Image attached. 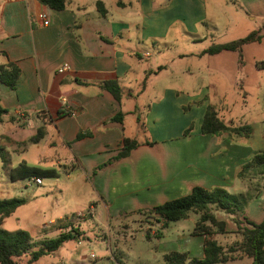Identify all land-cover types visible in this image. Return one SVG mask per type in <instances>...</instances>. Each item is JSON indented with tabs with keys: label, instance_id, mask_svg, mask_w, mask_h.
I'll use <instances>...</instances> for the list:
<instances>
[{
	"label": "crops",
	"instance_id": "0c3cea01",
	"mask_svg": "<svg viewBox=\"0 0 264 264\" xmlns=\"http://www.w3.org/2000/svg\"><path fill=\"white\" fill-rule=\"evenodd\" d=\"M97 1L102 2L104 14L98 11ZM153 3L66 0L64 9L57 11L39 0H0V65L13 62L20 70L15 88L0 82V105L7 110L0 121L4 125L0 136L8 137L13 144L26 145L37 129L43 128L39 141L46 140L49 146L58 141L65 146L67 157L62 163L58 156L56 164L67 174L78 168L88 178L101 206L95 218L101 219L102 212L109 218L119 216L121 211L145 212L201 186L220 187L234 195L248 188L257 190L242 214L258 223L264 219V186L244 184L237 173L259 150L247 146L244 151L236 138L225 133L209 135L200 131L207 104L214 106L226 124L245 125L244 115L240 119L226 115L235 102L232 97L225 99L227 95L217 100L197 92L187 96L189 93L179 87L173 66L186 59L185 73L202 77L216 74L230 95L254 85L252 90L264 96V75L258 73L260 67L264 68V35L258 42L242 45L241 63L237 51L202 53L211 45L233 39L179 53L173 47H164L172 46L171 40L164 39L171 23L168 18L161 20L163 13L153 9ZM212 11L209 19L224 34H231L238 26L247 28L248 34L264 25V0H223L222 10ZM40 13L46 14L47 24L39 19ZM193 27L191 40L205 42L204 33ZM164 48L167 50L163 54ZM62 63L70 69L59 73L56 69ZM168 71L169 75L164 74ZM110 80L121 88L119 102L101 87ZM152 85L161 95L150 102L144 116V126L150 125L154 132L148 139L150 144L143 142L147 139L139 140L134 130L133 138L140 143L130 154L93 173L95 166L120 150L124 137L132 138L125 133V119L132 112L127 98L140 97ZM70 110H75V115H70ZM119 112L121 121L112 120ZM259 116L264 123V113ZM235 118L238 123L233 121ZM79 133L86 135L76 139ZM95 208L92 201L87 206L90 212Z\"/></svg>",
	"mask_w": 264,
	"mask_h": 264
},
{
	"label": "rangeland",
	"instance_id": "374dc122",
	"mask_svg": "<svg viewBox=\"0 0 264 264\" xmlns=\"http://www.w3.org/2000/svg\"><path fill=\"white\" fill-rule=\"evenodd\" d=\"M222 7L223 0H154L152 8L163 13L161 20L168 18L171 23L170 30L164 39L171 40L172 46H163L173 47V50L179 53H189L201 45L225 41V39L235 40L236 37L246 34L247 28L240 26L234 29L231 34H224L220 28L214 27V23L209 19L210 12L218 9L221 11ZM239 9L243 11L242 8ZM146 20H150L148 16ZM193 24L198 32L204 33L205 42L202 40L203 42L198 43L191 40L193 33L190 30L194 29ZM166 50L164 48L162 53L164 54ZM154 54H158L156 49ZM187 61L186 59L178 60L173 66L177 70L176 75L180 89L187 91L189 93L187 96L195 95L197 92L204 98L214 100L223 95H227L225 99L232 97L235 102L231 105L227 104L228 107L230 105L228 108L230 114L226 113V115L238 117L237 119L244 115L243 121L250 128L249 135L238 136L237 142L243 145L244 151L247 146L255 150L262 149L264 146V123L258 119L261 118L259 114L264 113L263 94L252 90L254 85H250V89L243 87L242 91L230 95L226 93V85L216 74L202 77V75L185 73ZM247 68L251 67L247 66ZM259 69L258 73L263 76L264 68L260 67ZM164 74L169 75L170 72ZM156 89L155 86L148 87L147 92L141 93L140 97L127 98L132 112L125 119V133L132 138L134 130L137 131L135 136L139 140H148L154 133L150 125L144 126V116L150 102L161 95L155 93ZM124 98L126 97L124 96ZM220 111L226 112L221 108ZM254 116L257 119H254L255 121L252 119ZM237 119L235 118L233 121L238 123ZM148 123L150 124L152 121H148ZM242 123L244 124V122ZM3 126V123H0V130L4 129ZM0 143L5 145L4 152L10 168H15L25 161L29 169L42 171L46 170L44 168H53L55 170V174L51 176L40 177L42 182L39 184L33 181L34 176H24L12 180L7 170L4 169L0 158V198L20 197L25 199L24 204L18 206L10 215L1 220L0 227L9 231L27 230L33 240L43 237L54 238L59 234V226L67 225L62 230H68V223L74 224L79 233L77 238L65 241L55 252L41 257L32 264H169L166 256L172 252L184 255L183 262L180 264H190V258L202 256L204 238L201 235L191 234L198 214L190 213L187 218L170 221L164 227L161 226V221L158 222L156 216L149 211L133 214L121 211L119 216L110 218L102 212L101 219L95 218V214L101 206L98 205L99 199L95 196L96 194L93 195L94 191L88 178L78 168L67 174L62 166L56 164L58 156L62 158V163L65 161L63 158L67 157L68 151L65 146H62L61 143L58 144V141L54 146H49L46 140H41L36 144L28 142L24 145L13 144L11 141L2 139ZM12 149L24 150L12 151ZM68 168L69 164H66L65 169ZM84 168H87L85 164ZM243 182L244 184H253L248 183L249 178ZM91 201L95 203L96 208L90 212L87 206ZM214 212L217 219L225 221L226 232H214L210 238L215 239L226 251L229 246L241 239L240 230L228 215L219 211ZM50 219L55 222L51 224ZM43 223H46L47 226L44 227ZM212 230L214 231L215 227L212 226ZM35 232L39 233L35 235ZM41 233L43 234L41 235ZM90 254H94L95 257L90 258ZM228 255L232 259L225 263L213 264H251V259L238 251L228 253ZM27 258L28 254H24L19 260L24 261Z\"/></svg>",
	"mask_w": 264,
	"mask_h": 264
},
{
	"label": "trees",
	"instance_id": "16d2710c",
	"mask_svg": "<svg viewBox=\"0 0 264 264\" xmlns=\"http://www.w3.org/2000/svg\"><path fill=\"white\" fill-rule=\"evenodd\" d=\"M39 1L57 11L64 9L66 3V0ZM96 6L101 14L105 13V8L101 1H97ZM263 35L264 25L262 28L254 30L241 38L211 45L203 50L202 53L215 54L222 50L237 51L238 61L241 63L242 45L250 42H258ZM19 72L18 66L13 62L0 65V82L12 89L15 88ZM101 87L109 91L116 101H120L122 91L115 80L104 82ZM184 108L187 107L185 106ZM6 113V108L0 105V121H2ZM11 119L13 121L12 117H10V120ZM111 119L114 121H121L122 113H117ZM189 129L190 128H187L185 133H187ZM200 131L203 134L209 135H220L225 133L227 136L237 138L238 136H248L250 128L247 125L233 126L231 124H226L217 115L214 106L207 104ZM43 134V128H38L36 134L30 137L29 141L36 143L43 137ZM84 135H86V133H79L76 139ZM2 139L9 142L11 141L6 136H0V140ZM143 142L150 144L148 140H144ZM139 143L140 142L134 138L124 137L120 150L102 164L95 166L92 172L95 173L97 170L107 167L117 160L128 156L130 151ZM0 158L4 169L7 170L12 180L24 176L42 177L43 175L51 176L55 174V170L53 169L42 171L29 169L24 162L20 163L19 166L15 168H10L2 144L0 145ZM237 175L244 181L249 178L248 183L262 184V186H264V146L242 165ZM253 191L254 189L248 188L244 193L236 196L220 187L206 189L201 186H194L188 194L167 200L147 211L153 213L157 220L161 221L162 227L166 226L170 221L187 218L190 213L198 214V219L195 222L191 234L203 236L202 256L190 258V264L225 263L232 259L228 253L235 251L249 257L251 259V264H264V219L256 223L242 214L245 204L254 196L257 190ZM24 203L25 199L20 197L0 198V220L10 215L18 206ZM214 211L227 214L240 230L241 239L234 245L229 246L226 251L215 239L210 238L214 232H226L225 221L217 219ZM68 226L69 228L66 231H63L62 228L67 227V225L59 226V234L54 238L44 237L39 240H33L31 234L27 230L17 229L9 231L0 227V264H32L39 258L53 253L65 241L79 236L74 224L68 223ZM212 226L215 227L214 231L212 230ZM24 254H28V258L26 261L22 262L19 258ZM166 258L169 264H180L183 262L184 255L182 253L172 252L168 254Z\"/></svg>",
	"mask_w": 264,
	"mask_h": 264
},
{
	"label": "built area",
	"instance_id": "2783aa9c",
	"mask_svg": "<svg viewBox=\"0 0 264 264\" xmlns=\"http://www.w3.org/2000/svg\"><path fill=\"white\" fill-rule=\"evenodd\" d=\"M38 17L40 20H42L43 24H47V19H46V14L44 13H40L38 14ZM70 69L69 65L67 63H62L57 67V72L59 73H64L66 71H68ZM70 115H75V110H70L69 112ZM33 181L37 184L41 183L42 180L40 177H33ZM95 255L94 254H90V258H94Z\"/></svg>",
	"mask_w": 264,
	"mask_h": 264
}]
</instances>
